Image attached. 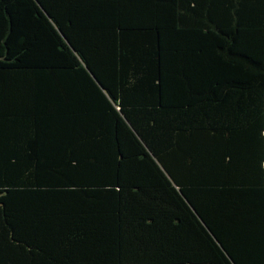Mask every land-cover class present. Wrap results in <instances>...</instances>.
Returning <instances> with one entry per match:
<instances>
[{"label":"trees","instance_id":"1","mask_svg":"<svg viewBox=\"0 0 264 264\" xmlns=\"http://www.w3.org/2000/svg\"><path fill=\"white\" fill-rule=\"evenodd\" d=\"M0 264H264V0H0Z\"/></svg>","mask_w":264,"mask_h":264}]
</instances>
